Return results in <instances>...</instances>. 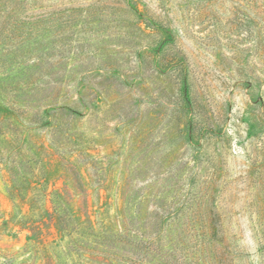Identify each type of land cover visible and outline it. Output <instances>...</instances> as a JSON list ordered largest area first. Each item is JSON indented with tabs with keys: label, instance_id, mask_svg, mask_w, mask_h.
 Here are the masks:
<instances>
[{
	"label": "rangeland",
	"instance_id": "rangeland-1",
	"mask_svg": "<svg viewBox=\"0 0 264 264\" xmlns=\"http://www.w3.org/2000/svg\"><path fill=\"white\" fill-rule=\"evenodd\" d=\"M3 22L0 264H264V0H0ZM74 199L95 230L58 231Z\"/></svg>",
	"mask_w": 264,
	"mask_h": 264
},
{
	"label": "trees",
	"instance_id": "trees-1",
	"mask_svg": "<svg viewBox=\"0 0 264 264\" xmlns=\"http://www.w3.org/2000/svg\"><path fill=\"white\" fill-rule=\"evenodd\" d=\"M135 7V11H136V15L138 16L139 19V26L138 28L143 31L144 33L147 34H154L157 33V35H161L159 38V41L157 43H159L160 48H162L164 50L165 46L172 40L173 37V33L171 31L170 28H168L166 25H164L163 23H159L156 21H153L152 19H150L149 21H146V26L148 28H150L152 31L147 32L145 30L144 27H142V24L145 22L142 19V12L140 10L137 9L136 5ZM142 23V24H141ZM7 23L3 22L2 24H0V35H12L10 33L9 30H7L5 27ZM149 29V30H150ZM12 30H14L12 28ZM159 55V53L155 54V58L156 56ZM157 59V58H156ZM154 59V60H156ZM158 65H159V61L157 60ZM167 65L169 66V68L174 69V70H178L177 76H178V82H179V87H178V91L180 96H182V109H186L187 106H191L192 105V100H191V94H190V87H189V82L187 79V70L185 68V63L184 61L181 59V57H176V58H172L168 61ZM66 198L62 197L59 200V204L62 205L63 203H66ZM73 206L71 209V213L69 216H66V213L64 214L61 210L59 211V213L55 215V217H53V221L54 224H56L58 231L65 226L66 222L69 220L71 222L72 226H75L77 228V230L79 231H87L88 229H93L95 230L96 227V223L94 222V220L91 218V213L89 210V205L87 204L88 201L85 202L86 208H84L82 201L74 199L73 201ZM63 230V229H62ZM30 239V237H29Z\"/></svg>",
	"mask_w": 264,
	"mask_h": 264
}]
</instances>
